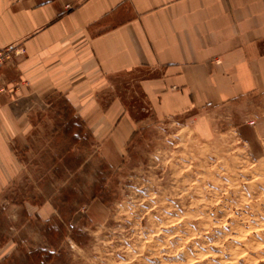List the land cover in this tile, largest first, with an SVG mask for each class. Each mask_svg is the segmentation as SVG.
Segmentation results:
<instances>
[{"label": "rangeland", "instance_id": "1", "mask_svg": "<svg viewBox=\"0 0 264 264\" xmlns=\"http://www.w3.org/2000/svg\"><path fill=\"white\" fill-rule=\"evenodd\" d=\"M6 47L0 69L25 55ZM146 76L118 75L101 98L135 124L117 146L63 95L42 98L11 142L0 264H264V94L158 117Z\"/></svg>", "mask_w": 264, "mask_h": 264}, {"label": "crops", "instance_id": "2", "mask_svg": "<svg viewBox=\"0 0 264 264\" xmlns=\"http://www.w3.org/2000/svg\"><path fill=\"white\" fill-rule=\"evenodd\" d=\"M11 44L25 55L0 69V83L19 82L0 94V192L20 169L11 142L50 94L115 146L135 130L101 99L118 75L148 74L158 117L264 94V0H0V49Z\"/></svg>", "mask_w": 264, "mask_h": 264}, {"label": "built area", "instance_id": "3", "mask_svg": "<svg viewBox=\"0 0 264 264\" xmlns=\"http://www.w3.org/2000/svg\"><path fill=\"white\" fill-rule=\"evenodd\" d=\"M15 50V49H14ZM13 52V48L5 47L4 49H0V65L3 64L6 60L10 59ZM4 90L3 87L0 86V94Z\"/></svg>", "mask_w": 264, "mask_h": 264}]
</instances>
